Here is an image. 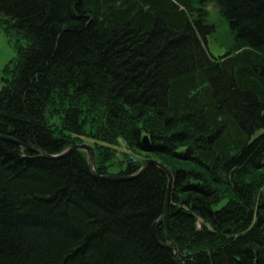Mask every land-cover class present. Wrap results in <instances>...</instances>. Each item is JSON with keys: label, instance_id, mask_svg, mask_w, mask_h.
Returning <instances> with one entry per match:
<instances>
[{"label": "trees", "instance_id": "obj_1", "mask_svg": "<svg viewBox=\"0 0 264 264\" xmlns=\"http://www.w3.org/2000/svg\"><path fill=\"white\" fill-rule=\"evenodd\" d=\"M212 5L231 45L214 57ZM0 264H264V0H0ZM142 132L151 148L140 149ZM82 144V143H80Z\"/></svg>", "mask_w": 264, "mask_h": 264}, {"label": "rangeland", "instance_id": "obj_2", "mask_svg": "<svg viewBox=\"0 0 264 264\" xmlns=\"http://www.w3.org/2000/svg\"><path fill=\"white\" fill-rule=\"evenodd\" d=\"M207 10L209 11L208 22L212 24V26L214 27V33L207 37L206 47L214 57L222 56L226 54L228 48L231 45V39L227 28V24L212 5H209L207 7ZM14 43H15L14 39H12L10 36L6 35L3 31L0 30V89L2 87V82H1L2 70L16 56L14 50ZM77 143L87 144L92 148L95 147L94 140H92L88 136L82 137L77 141ZM113 149L115 151L114 154L115 158L109 165L110 173L118 172L119 169L118 165L119 163L122 162V160L127 159L125 158L127 153H129L130 156L138 160H144L146 158L155 160V158H159L154 155L149 156L145 154H136L134 152H131L130 150H128V147L124 144V142L120 140L118 141L117 146L113 147Z\"/></svg>", "mask_w": 264, "mask_h": 264}, {"label": "water", "instance_id": "obj_3", "mask_svg": "<svg viewBox=\"0 0 264 264\" xmlns=\"http://www.w3.org/2000/svg\"><path fill=\"white\" fill-rule=\"evenodd\" d=\"M0 140H4L6 142H11V143H17L14 140H12L11 138L8 137H1L0 136ZM18 144V143H17ZM19 146H21V144H18ZM151 139L150 136L145 133L142 132L141 134V139H140V149L142 151H149L151 148ZM25 149H27L28 151L40 155L42 158L45 159H49V160H56V159H60L68 154H70L71 152L75 151V150H80L83 152H86L87 155V164L89 167V171L91 173V175L93 177H96L98 179H110V180H129L132 178H135L136 176L140 175L148 165H155L157 167L160 168V170L167 176L168 179V183H167V187H166V194H165V202H164V207H163V211L162 214L160 216V218L154 222L151 226V233L152 236L154 238V240L157 242V244L164 250V252L167 254V256L173 261L174 264H182L179 259L177 258L175 251L173 250L172 246L168 243L165 242H161L158 237H157V229L159 227V225L162 223V221L166 218L168 211H169V203H170V189H171V185H172V177L171 175L167 172V170L165 168H163L158 162H156L155 160L152 159H147L143 162L140 170L132 175V176H119V175H113V174H108V175H98L95 173L94 171V160H95V153L94 150L91 146L87 145V144H73L71 145L69 148H67L64 152H62L60 155L58 156H51L48 155L46 153H44L42 150H39L37 148H32L30 146H23Z\"/></svg>", "mask_w": 264, "mask_h": 264}]
</instances>
